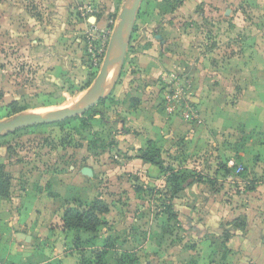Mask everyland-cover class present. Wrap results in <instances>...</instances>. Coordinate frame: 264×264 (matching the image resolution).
Wrapping results in <instances>:
<instances>
[{
    "label": "rangeland",
    "instance_id": "1",
    "mask_svg": "<svg viewBox=\"0 0 264 264\" xmlns=\"http://www.w3.org/2000/svg\"><path fill=\"white\" fill-rule=\"evenodd\" d=\"M241 1L142 0L121 70L111 71L107 94L97 105L60 122L38 124L0 137V165L7 180V196L3 197L12 210L28 191L43 189L51 194V189L63 190L65 195L91 198L94 188L104 196L109 211L103 215L97 234H82L87 255L110 237L118 251L128 249L138 254L139 264H193L200 258L202 264H226L222 249L215 254L219 260H205L208 246L186 239L198 222V216L190 211L192 197L187 195L194 186L173 197L167 184L148 180L158 174V169L150 174L134 158L135 146H146L152 137L166 163L199 175L194 156L176 133L185 120L177 87L186 83L187 92L195 95L197 64L202 58L206 64L212 58H224L226 30L235 31L232 41L237 52L247 32L264 27L262 9ZM122 2L0 0V120L20 112L79 103L99 72ZM227 8L242 11L244 22L232 23L226 18L231 15L226 14ZM215 46L216 54L212 55ZM162 89L175 97L170 113L163 106ZM15 108L19 111L14 112ZM186 121L192 124L195 119ZM260 138L264 141V135L252 133L244 143L255 145ZM194 143L193 139L189 142L191 147ZM82 167H90L92 172L82 173ZM201 171L206 176L213 173L212 169ZM71 176L88 186L69 180ZM58 177L68 180L50 184ZM149 185L154 187L152 193ZM136 187L142 190L137 192ZM220 188L218 201H230V189L225 190L224 182ZM169 206L181 215L168 219ZM182 225L191 234H184ZM213 246L210 248H220ZM11 250L13 245L7 237H0V259ZM114 257L111 250L105 264H115Z\"/></svg>",
    "mask_w": 264,
    "mask_h": 264
},
{
    "label": "crops",
    "instance_id": "2",
    "mask_svg": "<svg viewBox=\"0 0 264 264\" xmlns=\"http://www.w3.org/2000/svg\"><path fill=\"white\" fill-rule=\"evenodd\" d=\"M238 1L241 0H229ZM241 2L257 6L264 12V0ZM228 13L231 15H226V18H230L232 23H236V20L244 22L242 11L234 12L227 8L226 14ZM234 32L233 29L225 31L224 35L228 42L223 59L212 58L206 64L202 58L197 64L199 81L194 82V96L187 92L189 85L186 83V85L183 83L182 88L177 87V97L179 101L181 100L185 120L179 125L176 133L183 139L187 150H190L189 154L194 156L192 160L196 168H199L197 172L202 179L191 186H194L193 191L189 193L186 191L187 195L192 197L190 211L193 216H198V222L191 228L192 237L186 239L208 246L205 258L203 257L205 260L208 257L209 261L219 260L220 256L216 259L215 254H220L222 249L227 258L226 264H264V141L260 138L255 145L253 142L244 143L247 136L252 133L258 137L264 135V27L251 33L247 32L242 37L237 52L235 51L237 49H233ZM210 54H216V46ZM166 90L168 89H162L160 95L167 110L168 102L174 108L175 97L170 96ZM168 96L170 100H167ZM173 108L167 111L170 113ZM189 111L192 112V116L185 118ZM193 119L195 121L192 124L186 121ZM191 139L195 142L192 147L189 144ZM148 140H152L160 149L154 138L150 137ZM146 146H135L137 155L134 160L140 162L144 170L150 174H156L158 169V174L149 177V181L155 180L166 184V176L157 166L143 162L137 157L138 150L145 149ZM186 152L184 151V157ZM232 153L236 155H231ZM250 153L253 154L251 159ZM161 155L163 157L162 151ZM185 158L187 165L189 158ZM200 165L206 167L202 168ZM202 169L206 171L212 169L213 173L206 176ZM237 169L240 171L237 172ZM68 179L88 186L86 181H80L74 176ZM68 179L58 177L52 179L50 184L56 182L63 184ZM206 180L209 184H206ZM223 182L225 190L230 189L231 192L232 198L228 202H221V199L218 201L217 198V193L221 190L218 189L219 185ZM149 186L152 188V185ZM195 187L198 188L197 191ZM188 188L190 187L183 189ZM51 191V194L43 189L26 192L23 198L17 199L20 200V204L18 207L15 206L14 210L7 199L0 195V230L5 228L0 237H7L13 245V250L5 253V259H0L2 262L79 264V252L74 246L75 236L95 233L64 231L61 223L63 209L76 200L90 203L95 199L104 200V196L94 188L91 198L65 195L63 190ZM236 219L244 224V229L234 230L232 222ZM182 226L185 230L184 225ZM100 229L101 226L98 231ZM225 230L231 232L228 238L224 237ZM185 233L191 234L187 229ZM103 243L102 240L101 246ZM216 244L220 247L217 249L219 251L210 248ZM82 246L87 247L85 244ZM200 259L194 260L202 264Z\"/></svg>",
    "mask_w": 264,
    "mask_h": 264
},
{
    "label": "trees",
    "instance_id": "3",
    "mask_svg": "<svg viewBox=\"0 0 264 264\" xmlns=\"http://www.w3.org/2000/svg\"><path fill=\"white\" fill-rule=\"evenodd\" d=\"M101 101V100H100ZM19 108H15L14 112H18ZM145 149H139L137 156L143 162L157 166L162 173L166 176V184L169 186V193L171 196H176L183 188L191 187L197 182H200L201 176L194 173L187 174L181 171L178 167H174L172 164L166 163L165 159L161 155V150L154 144L152 140H148ZM3 167L0 165V194L7 196V180L3 178ZM140 187H136L135 191H141ZM151 193L154 191L153 187L148 189ZM109 206L102 199H95L90 203H85L80 200L69 203L62 212L61 223L64 231L70 230L76 233L80 231L88 233H96L103 224V215L108 213ZM168 219L177 218L175 213L169 206L167 208ZM232 226L235 229H244V224L240 223V220L236 219L232 222ZM231 232L225 230L224 237L228 238ZM75 248L79 252V264H105V257L112 250L115 253L113 258L115 264H139L140 257L132 250L121 249L117 250L114 242L110 243V237H107L103 245L97 249L90 251L87 255V247H83L82 239L77 234L75 236ZM193 264H198L193 260Z\"/></svg>",
    "mask_w": 264,
    "mask_h": 264
},
{
    "label": "water",
    "instance_id": "4",
    "mask_svg": "<svg viewBox=\"0 0 264 264\" xmlns=\"http://www.w3.org/2000/svg\"><path fill=\"white\" fill-rule=\"evenodd\" d=\"M142 0H123L118 20L113 26L105 54L93 84L85 97L72 107L48 111L20 112L11 118L0 120V137L17 130L44 123L60 122L83 114L102 100L108 90V76L112 70L123 65ZM84 167L83 173H91Z\"/></svg>",
    "mask_w": 264,
    "mask_h": 264
},
{
    "label": "built area",
    "instance_id": "5",
    "mask_svg": "<svg viewBox=\"0 0 264 264\" xmlns=\"http://www.w3.org/2000/svg\"><path fill=\"white\" fill-rule=\"evenodd\" d=\"M167 100H170V96L167 97ZM172 108H173L172 104L168 102V104H167V110L170 111ZM191 116H192V112L191 111H189L188 113L185 114V118H190ZM239 171H240V169H237V172H239ZM0 264H6V263H4V262H2L0 260Z\"/></svg>",
    "mask_w": 264,
    "mask_h": 264
},
{
    "label": "bare ground",
    "instance_id": "6",
    "mask_svg": "<svg viewBox=\"0 0 264 264\" xmlns=\"http://www.w3.org/2000/svg\"><path fill=\"white\" fill-rule=\"evenodd\" d=\"M112 79V72H110L109 76H108V83L111 81Z\"/></svg>",
    "mask_w": 264,
    "mask_h": 264
}]
</instances>
